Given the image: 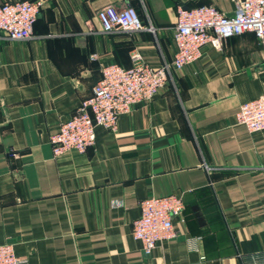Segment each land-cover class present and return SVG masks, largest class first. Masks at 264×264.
Here are the masks:
<instances>
[{
	"label": "crops",
	"instance_id": "obj_1",
	"mask_svg": "<svg viewBox=\"0 0 264 264\" xmlns=\"http://www.w3.org/2000/svg\"><path fill=\"white\" fill-rule=\"evenodd\" d=\"M15 1L33 0L0 3ZM41 1L29 39L0 35V245L28 264H242L238 255L264 251V131L234 122L264 92L251 33L170 69L151 101L120 116L114 133L96 128L83 153L53 157L48 143L90 97L100 65L128 68L134 54L169 64L177 8L229 15L232 1ZM107 5L132 7L155 33L102 34L95 13ZM170 194L184 221L146 258L130 235L138 203Z\"/></svg>",
	"mask_w": 264,
	"mask_h": 264
},
{
	"label": "built area",
	"instance_id": "obj_2",
	"mask_svg": "<svg viewBox=\"0 0 264 264\" xmlns=\"http://www.w3.org/2000/svg\"><path fill=\"white\" fill-rule=\"evenodd\" d=\"M233 11L226 15L213 6L191 9L177 8L172 28V59L169 64L153 68L134 54L128 68L116 64L100 65V78L91 95L81 101L69 119L59 124L48 138L51 155L61 156L73 151L83 153L95 141V129L114 133L120 116L127 115L138 103L149 102L166 84L171 70L181 71L201 56L203 47L220 51L225 41L244 33H251L260 49L264 71V0H231ZM41 0L0 3V35L5 41H22L32 36V25ZM100 32L155 33L149 23L144 24L132 7L115 9L111 5L95 13ZM234 122L248 133L264 131V92L242 102L234 113ZM13 155V154H12ZM183 201L170 194L149 197L138 203V217L131 223V238L136 241L144 257H149L157 244L175 237L173 221L183 223ZM197 238H187L190 251H196ZM242 264H264V251L238 255ZM0 264H28L16 257L10 244L0 245ZM143 264H149L145 261Z\"/></svg>",
	"mask_w": 264,
	"mask_h": 264
}]
</instances>
